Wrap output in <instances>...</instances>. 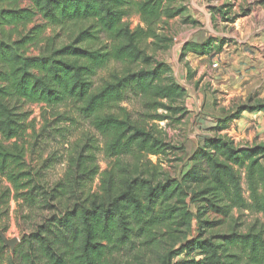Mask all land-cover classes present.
Wrapping results in <instances>:
<instances>
[{
    "label": "trees",
    "instance_id": "trees-1",
    "mask_svg": "<svg viewBox=\"0 0 264 264\" xmlns=\"http://www.w3.org/2000/svg\"><path fill=\"white\" fill-rule=\"evenodd\" d=\"M24 1L0 0V217L14 202L22 231L12 253L0 239V264H264V143L213 135L181 177L163 167L178 148L158 123L180 122L186 90L140 42L159 39L160 22L184 9L177 0ZM28 104L41 105L43 118L65 109L52 122L66 144L57 178L48 158L27 160V132L37 138ZM255 107L264 104L242 110Z\"/></svg>",
    "mask_w": 264,
    "mask_h": 264
},
{
    "label": "rangeland",
    "instance_id": "rangeland-1",
    "mask_svg": "<svg viewBox=\"0 0 264 264\" xmlns=\"http://www.w3.org/2000/svg\"><path fill=\"white\" fill-rule=\"evenodd\" d=\"M28 3V0H25L23 4ZM175 6L178 9H184L174 19L160 22L159 39L153 41V38H149L141 41L140 47L151 55L154 60L165 63L170 68L168 75L177 83L181 81V86L186 90V98L181 106L183 105L187 111L183 114L180 122L167 120L158 123L159 127L163 128L165 139L170 141L172 146L178 148L173 153L174 155L169 158L175 157L179 159L172 163L164 161L163 167L171 172L172 175L181 177L183 172L188 169V165H190L188 161L189 154L199 145L203 138L213 135H224L232 139V137L227 136V133H222L219 127L212 130V125H218L216 121L220 123L218 126H223V123H226L230 118L238 117L242 108L264 104V63H262L261 67L255 68L253 66L255 71L250 76L246 74L245 70L244 72L242 71L243 66L232 63V57L234 58L237 52H242L240 50L241 48L243 49V42L241 41L245 35L240 28H251L253 31L250 36L251 39L248 41V51L251 53L257 52L259 56L264 57V0H177ZM199 16L200 19L198 18ZM197 20L200 21L198 22ZM125 22L131 28L136 27L140 23L136 15L126 17ZM203 39H207L202 43L206 45V52L197 51L193 53H196V55L205 54L208 59L199 61L198 65H191L190 61L189 63L188 61L187 63L185 62L186 58L183 57L187 52L182 53L185 45H183L180 53L176 51L177 47L183 43L187 44L191 43V40L199 41ZM230 45L233 46L229 48ZM215 58L218 60L216 61L218 63L217 68L211 66L212 61L216 60ZM110 66H114L113 68L119 72L126 68L123 63H115L113 65L111 63ZM136 66L137 64L134 63L131 67L135 68ZM184 66L186 69H184ZM199 67H205L199 75L200 77L197 76L198 73L196 72ZM222 74H227L225 77L227 79H224L221 82L222 84H213L210 81L213 75L220 76ZM107 76V70L100 71L96 84L100 85L102 79ZM204 76L205 80H202ZM243 78L252 80L251 84L247 82V85L251 87L249 90L244 88L245 79ZM235 87L237 90L230 97L227 92L231 89H236ZM198 89L203 93L202 105L197 104L193 107V102L191 101L193 94L191 95L190 92L196 93ZM195 93L194 96L197 99ZM22 109L30 112L29 119L36 120L35 130L37 138L32 137L31 130L27 132L29 135L26 140L31 141L33 144V151L27 153V160L35 163L37 156H41L39 160L48 158L50 165L47 172L52 178H57L65 170L63 156L66 144L62 143L63 137L54 135L53 126L56 125L52 122L56 120V115H54L56 111L62 112L65 109L48 110L44 116L48 121V125H46V129L41 131L40 128L44 124V118L41 117V105L28 104ZM175 116H180V114ZM80 121L78 127H88L87 120ZM59 125L62 126L61 123ZM75 130L76 128H73L72 133L68 132V134H75ZM236 144L241 145L239 142ZM100 147H104V142L101 143ZM151 159L156 161L157 157L152 156ZM97 160L101 170L104 169L106 167V156L103 152H98ZM97 181L95 180V185ZM10 205L11 207L7 214L0 217V222L6 226V237L16 238L18 240L16 245H18L22 241V231L15 218V203L11 202ZM189 207L194 213L198 209L197 204L190 203ZM195 234L196 219H193L191 236ZM4 247L9 250L7 252L12 253L14 251H11L8 246Z\"/></svg>",
    "mask_w": 264,
    "mask_h": 264
},
{
    "label": "crops",
    "instance_id": "crops-1",
    "mask_svg": "<svg viewBox=\"0 0 264 264\" xmlns=\"http://www.w3.org/2000/svg\"><path fill=\"white\" fill-rule=\"evenodd\" d=\"M197 1H202V0H197ZM247 17V16H245ZM200 19V16L198 17ZM198 22L200 20H197ZM262 29V28H260ZM240 30L243 32V34L245 36H243V40L241 42H243V49L241 48L240 51L242 52H237V54L235 55V57H232V63L233 64H237V65H241L243 66V72L245 70L246 74L248 76L254 74L253 71H255L256 67H261L262 63H264V57L263 56H259V54L256 53H251L250 51H248V41L251 39L250 36L253 34V31L251 30V28H240ZM253 38V37H252ZM208 39V38H207ZM207 39H203V40H199V41H195V40H191L192 43H196V44H202L204 43ZM255 43V42H254ZM186 43H183L181 45H179L177 47V52L182 50L183 45H185ZM251 46V44H249ZM233 45H230L229 48H231ZM178 53V56H179ZM197 57V58H196ZM186 58V63L188 61H190L191 65H198L199 61H205V59H208V56L204 55H196V53L193 52H187L186 55L183 57ZM216 59V58H215ZM218 61L213 60L212 62H216ZM236 65V66H237ZM255 66V68L253 67ZM205 67L202 68H198V71H196L198 73V77H200L199 75L203 72ZM184 69H186V67L184 66ZM247 70V71H246ZM227 74H222L220 76L218 75H213L211 77V80L213 84L216 83H221L222 81H224ZM233 75V74H232ZM195 76V75H194ZM235 76V75H234ZM246 76V75H245ZM229 77V76H227ZM229 79V78H228ZM245 79V84H244V88L249 90L251 87L249 85H247V82H249L250 84L252 83L249 78H243ZM202 80H205V76L203 77ZM185 81V79H184ZM179 85H182L181 81H178ZM222 84V83H221ZM236 85V84H235ZM236 88V87H235ZM236 89H231L229 90L227 93H229V96L232 97L234 92ZM247 90H245L247 92ZM191 95L193 94V99L191 100L193 102V107L195 105H202V99H203V93L201 92V90H197V92H190ZM194 93L197 96H194ZM195 97V98H194ZM250 101V100H248ZM201 107V106H200ZM219 122V121H216ZM216 125V124H215ZM215 125H212L215 126ZM222 133H227V136L232 137L233 141L235 143H240L241 145H254V144H259L262 143L264 141V108L263 109H254V110H249V109H245V110H241V114L238 117L235 118H230L227 122V125L225 127V129L221 130Z\"/></svg>",
    "mask_w": 264,
    "mask_h": 264
},
{
    "label": "water",
    "instance_id": "water-1",
    "mask_svg": "<svg viewBox=\"0 0 264 264\" xmlns=\"http://www.w3.org/2000/svg\"><path fill=\"white\" fill-rule=\"evenodd\" d=\"M0 239L2 240L4 246H8L11 249V251L14 250L18 241L16 238H7L5 232L1 228H0Z\"/></svg>",
    "mask_w": 264,
    "mask_h": 264
},
{
    "label": "built area",
    "instance_id": "built-area-1",
    "mask_svg": "<svg viewBox=\"0 0 264 264\" xmlns=\"http://www.w3.org/2000/svg\"><path fill=\"white\" fill-rule=\"evenodd\" d=\"M213 68H217L218 67V63L217 62H213L211 65Z\"/></svg>",
    "mask_w": 264,
    "mask_h": 264
}]
</instances>
